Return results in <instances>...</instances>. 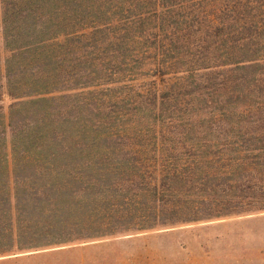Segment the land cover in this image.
<instances>
[{
	"label": "trees",
	"instance_id": "trees-1",
	"mask_svg": "<svg viewBox=\"0 0 264 264\" xmlns=\"http://www.w3.org/2000/svg\"><path fill=\"white\" fill-rule=\"evenodd\" d=\"M0 27V96L15 99L0 112V255L264 209V0H0ZM97 34L109 61L144 45L143 66L205 126L100 129L89 97L114 82L45 67Z\"/></svg>",
	"mask_w": 264,
	"mask_h": 264
},
{
	"label": "rangeland",
	"instance_id": "rangeland-1",
	"mask_svg": "<svg viewBox=\"0 0 264 264\" xmlns=\"http://www.w3.org/2000/svg\"><path fill=\"white\" fill-rule=\"evenodd\" d=\"M89 21L86 20L87 24ZM75 25L79 26L78 23ZM101 40L102 36L98 34L89 38L76 35L66 41L68 44L64 49L57 51L55 64L45 66L57 67L60 77H70L73 85L84 81L98 83L104 93H107L105 87L111 85L108 78L114 82L115 88L109 91L110 98L96 96V93L89 97L96 110L93 118L104 120L100 129L170 134L189 128L199 131L205 126L197 116L199 102L181 105L177 103L182 97L179 92H176L177 98L170 99L172 95L163 88L162 78H157L143 66L149 55L144 52V45L128 42L123 54L129 62L123 64L109 61L105 50L95 47ZM212 48L208 45L203 49L209 58L216 54ZM177 51L190 52L191 48ZM3 58L0 40L1 72ZM181 63L179 60L173 69L182 67ZM254 67H264V64ZM91 70L95 72L89 74ZM112 70L118 73L108 76ZM167 77L175 76L169 74ZM14 100L5 94L0 96L2 115H6ZM236 100L241 101V98L238 96ZM192 115L195 116L190 117ZM0 264H264V209L42 249L10 251L0 255Z\"/></svg>",
	"mask_w": 264,
	"mask_h": 264
}]
</instances>
